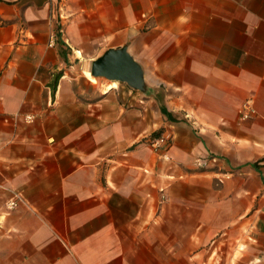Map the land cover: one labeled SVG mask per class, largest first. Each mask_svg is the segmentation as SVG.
Masks as SVG:
<instances>
[{
	"label": "crops",
	"instance_id": "obj_1",
	"mask_svg": "<svg viewBox=\"0 0 264 264\" xmlns=\"http://www.w3.org/2000/svg\"><path fill=\"white\" fill-rule=\"evenodd\" d=\"M0 264H264V0H0Z\"/></svg>",
	"mask_w": 264,
	"mask_h": 264
},
{
	"label": "water",
	"instance_id": "obj_2",
	"mask_svg": "<svg viewBox=\"0 0 264 264\" xmlns=\"http://www.w3.org/2000/svg\"><path fill=\"white\" fill-rule=\"evenodd\" d=\"M92 75L103 76L111 80L127 82L138 86L141 81V69L125 48H110L91 62Z\"/></svg>",
	"mask_w": 264,
	"mask_h": 264
},
{
	"label": "built area",
	"instance_id": "obj_3",
	"mask_svg": "<svg viewBox=\"0 0 264 264\" xmlns=\"http://www.w3.org/2000/svg\"><path fill=\"white\" fill-rule=\"evenodd\" d=\"M253 114H255V109L252 106V104H250L249 102H245L240 110V116L242 119H247L250 118ZM24 119L27 122H31L34 119V116L31 114H27L24 116ZM170 136L169 135H162L158 138H156L155 140H153L152 142V146L154 148H160L161 146L165 145L168 143ZM196 162L198 165L201 166H205L206 162L204 160H202L201 158L196 159ZM22 200V195L20 193H16L14 194L12 197H10L7 201H6V207L8 210H12L14 208H16L20 201Z\"/></svg>",
	"mask_w": 264,
	"mask_h": 264
},
{
	"label": "rangeland",
	"instance_id": "obj_4",
	"mask_svg": "<svg viewBox=\"0 0 264 264\" xmlns=\"http://www.w3.org/2000/svg\"><path fill=\"white\" fill-rule=\"evenodd\" d=\"M108 83L110 81H107ZM117 85L121 88L122 86L123 87H128L129 85L124 83V82H117ZM170 139V138H169ZM205 166H201V165H198L197 162H196V159L193 160V169L190 170V171H195V172H201V171H204L206 168H204ZM208 170V169H207ZM190 171H186L185 174H191ZM165 197V196H164ZM214 242L215 240L211 239V240H208L207 241V246H213L214 245ZM212 260V259H211Z\"/></svg>",
	"mask_w": 264,
	"mask_h": 264
},
{
	"label": "bare ground",
	"instance_id": "obj_5",
	"mask_svg": "<svg viewBox=\"0 0 264 264\" xmlns=\"http://www.w3.org/2000/svg\"><path fill=\"white\" fill-rule=\"evenodd\" d=\"M115 81V80H114Z\"/></svg>",
	"mask_w": 264,
	"mask_h": 264
}]
</instances>
